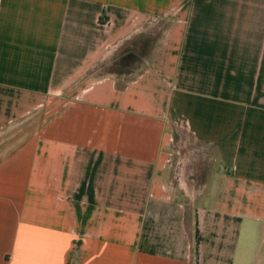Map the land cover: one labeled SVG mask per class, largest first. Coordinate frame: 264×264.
Returning <instances> with one entry per match:
<instances>
[{
  "label": "crops",
  "instance_id": "crops-1",
  "mask_svg": "<svg viewBox=\"0 0 264 264\" xmlns=\"http://www.w3.org/2000/svg\"><path fill=\"white\" fill-rule=\"evenodd\" d=\"M42 108L0 264H264V0H0V133Z\"/></svg>",
  "mask_w": 264,
  "mask_h": 264
},
{
  "label": "rangeland",
  "instance_id": "rangeland-1",
  "mask_svg": "<svg viewBox=\"0 0 264 264\" xmlns=\"http://www.w3.org/2000/svg\"><path fill=\"white\" fill-rule=\"evenodd\" d=\"M165 26V21H160L158 27H149L147 29L148 31H151L154 33V40L157 39L158 36L161 35V32L163 31V28ZM147 40V41H146ZM150 39L145 38V44H144V51L143 53L147 55V50L146 47L151 46L152 42H149ZM150 44H149V43ZM155 43V42H154ZM124 61H118L116 64L112 67H109L111 71H130V70H138L139 68H133V67H128L123 65ZM49 107L54 106L53 104H48ZM45 111H50L46 110L45 108H42V110H39L37 112H34L31 114V116L21 119L17 122L15 126L10 127L8 130H5L4 132L0 133V158L12 153V151L16 148H18L20 145L24 143V141L29 137V135L33 134L36 129H39L41 123L43 122L45 118ZM54 114L48 113V119L50 120ZM38 131V130H37ZM38 134V133H36ZM177 151L180 152V155L183 156V148L182 147H177ZM175 150V151H176ZM179 155L178 153H175L173 156V160L175 161V165L173 167L174 169V177L175 179H178L180 177L179 171L181 170V167H183L182 161L177 163L178 158L176 159L175 156ZM182 160V159H181ZM177 166V168H175Z\"/></svg>",
  "mask_w": 264,
  "mask_h": 264
}]
</instances>
